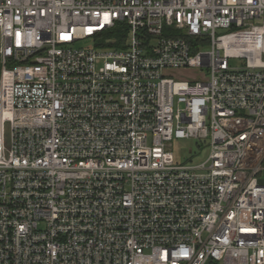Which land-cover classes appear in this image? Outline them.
<instances>
[{
    "label": "built area",
    "instance_id": "2783aa9c",
    "mask_svg": "<svg viewBox=\"0 0 264 264\" xmlns=\"http://www.w3.org/2000/svg\"><path fill=\"white\" fill-rule=\"evenodd\" d=\"M0 264H264V0H0Z\"/></svg>",
    "mask_w": 264,
    "mask_h": 264
},
{
    "label": "rangeland",
    "instance_id": "374dc122",
    "mask_svg": "<svg viewBox=\"0 0 264 264\" xmlns=\"http://www.w3.org/2000/svg\"><path fill=\"white\" fill-rule=\"evenodd\" d=\"M82 44L92 47L93 41L86 40L83 41ZM190 75L193 74L190 73ZM172 147L174 158L179 163L198 164L206 159L209 152V146L202 147L200 150L194 139L174 140ZM191 152H193L194 155L191 154Z\"/></svg>",
    "mask_w": 264,
    "mask_h": 264
},
{
    "label": "trees",
    "instance_id": "16d2710c",
    "mask_svg": "<svg viewBox=\"0 0 264 264\" xmlns=\"http://www.w3.org/2000/svg\"><path fill=\"white\" fill-rule=\"evenodd\" d=\"M123 37H125V34L123 33V28L122 27H118L114 30H111L107 33H104L102 35V46H105V47H109V46H119L120 44L122 45V43H120L119 41H114V42H110V41H106L107 39H111V38H117L120 40V38L123 39ZM121 39V40H122Z\"/></svg>",
    "mask_w": 264,
    "mask_h": 264
}]
</instances>
